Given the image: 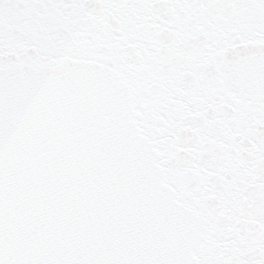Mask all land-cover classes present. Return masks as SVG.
Returning <instances> with one entry per match:
<instances>
[{
    "label": "snow or ice",
    "instance_id": "obj_1",
    "mask_svg": "<svg viewBox=\"0 0 264 264\" xmlns=\"http://www.w3.org/2000/svg\"><path fill=\"white\" fill-rule=\"evenodd\" d=\"M0 264H264V0H0Z\"/></svg>",
    "mask_w": 264,
    "mask_h": 264
}]
</instances>
